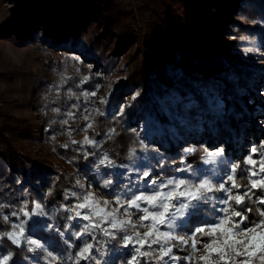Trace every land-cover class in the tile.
<instances>
[{
	"label": "trees",
	"instance_id": "trees-1",
	"mask_svg": "<svg viewBox=\"0 0 264 264\" xmlns=\"http://www.w3.org/2000/svg\"><path fill=\"white\" fill-rule=\"evenodd\" d=\"M2 4L1 0L0 7ZM2 9L1 37L28 41L49 53L76 51L82 57V68L98 70L113 86L91 115L92 127L85 128L86 136L96 141V148L73 143L79 140L67 134L55 132L51 136L55 127L51 114L43 118L40 128L0 111V217H13L11 212L23 205L30 209L36 201L48 213L43 219L54 226L31 231L48 252L25 242L15 245L7 237L0 239V257L12 254L8 264H76L77 252L85 241L91 242L90 236L77 238L74 233L81 225L72 221L73 234L65 232L61 237L55 228L62 231L69 221L72 211L65 208L72 209L75 200L66 193L74 192L76 179L80 182L81 176L95 177L104 193L112 188H104L103 180L115 182L117 168H101L103 175L95 170L103 154L119 165L130 160L131 148L140 152L143 141L149 146L148 155L155 157L150 163L156 169H161L157 165L160 157L151 150H159L164 170L171 157L179 155L180 146L190 144L197 151L187 159L200 164L204 148L222 146L247 126L244 121L249 108L240 99L242 91L253 92L258 81L264 90V0H14L10 15ZM90 75L75 74L74 80H68L71 101L78 103L79 90L101 79ZM155 95L167 103L174 119ZM146 117L171 123L173 136L165 129L164 135L152 139V132L138 130ZM74 123L67 125L73 127ZM22 134L49 141L60 164L46 162L23 149ZM234 156L240 154L234 152ZM238 165L243 164L238 161ZM247 180L238 170L236 183ZM247 206L253 211L245 215L258 222L261 206L255 201ZM207 208L211 211L210 202ZM207 218L201 216L192 224ZM24 227H31V223ZM8 231V220L0 219V233ZM92 237L96 241L94 259L108 264H124L131 259L130 246L124 248L111 240L105 244L107 238L102 233L93 232ZM154 254L138 257L137 264H170L164 259L157 261ZM240 259L237 257V262ZM251 262L264 264L259 253ZM80 264L92 261L81 260Z\"/></svg>",
	"mask_w": 264,
	"mask_h": 264
},
{
	"label": "snow or ice",
	"instance_id": "snow-or-ice-1",
	"mask_svg": "<svg viewBox=\"0 0 264 264\" xmlns=\"http://www.w3.org/2000/svg\"><path fill=\"white\" fill-rule=\"evenodd\" d=\"M84 79L87 80L88 77ZM69 115L74 114L70 113ZM65 123L67 122L65 121ZM91 127L92 125L89 123L87 128ZM73 143L80 142L73 141ZM83 143L95 144L96 141L85 137ZM137 151L138 149L133 147L128 154L133 164H135L134 158L137 157ZM139 151L144 155L139 157L141 164L135 168H131L127 164L117 165L115 160L105 153L98 159L95 170L98 175H103L101 168H125L129 172L136 171V181L145 182L142 187L137 188L130 195L125 193L116 195L113 201H103V207H100L101 202L95 199L94 193L85 192L82 197H79L82 202L72 209L65 208L66 211L74 213L68 219L79 218L86 221L74 235L77 238H82L87 234L91 241H85L79 248L76 264H80L81 260H91L92 264H108L106 260L94 259L96 241L92 237L93 232L102 233L107 238L105 244L111 240L121 247H132L134 254L131 255V259H126L124 264H137L138 257H148L152 252L155 253L154 259L162 261L169 255L173 247L180 245L189 247L193 251H205L206 254L199 257L198 260L192 255L187 257L193 264H200V261L203 264H252L251 258L255 257L257 253H259V259L264 261V140L259 142L258 147L255 145L250 147L249 155L244 158V166L235 162L231 163L220 180H215L206 173H198L193 164L188 162L187 156L197 151L194 147L182 150L184 155L179 161L182 166L177 167L174 174L167 177L164 176L163 171L159 175L154 174L155 166L150 161L155 157L148 155L149 146L143 141L139 143ZM151 151L160 157L157 159V165L163 169L165 161L159 150L152 149ZM224 154V147H217L213 150L204 148L201 160L205 164L216 165L224 157ZM254 156L258 159H253ZM171 163H175V161L173 160ZM238 170L243 176L248 177L247 182L236 183ZM213 171L218 174L217 169H213ZM107 175L110 176L111 172ZM77 183L79 184V181ZM113 184L112 179H105L102 186L109 188ZM257 191L260 193L259 196H256ZM66 195L76 196L77 194L71 192ZM253 197H256V203L261 206L258 222L249 220L245 215V213L253 211L247 206ZM209 202H212L211 211L207 208ZM113 204L115 207L109 211V205ZM217 205L220 207L217 208ZM238 208L240 210H237ZM121 209L127 219L118 218ZM133 210L139 224L133 222ZM10 215L15 217L23 215L27 219L13 224L12 231L0 233V239L7 237L15 245H21L22 240L26 239L30 245H35L38 248L43 247L36 240L25 237L24 227L29 222L31 223L29 231L32 229L44 231L54 227L43 219L47 217L48 213L44 211L42 204L34 202L31 211L27 210V205H23L19 211H13ZM201 216L208 218L193 225L192 221ZM0 219L8 220L9 216H3ZM242 225L243 227H241ZM67 227L71 229L74 225L68 224ZM141 227L148 228V231L142 233ZM16 228H19V232L15 231ZM55 231L61 237L65 235L59 228H55ZM179 231H189V235L186 238L179 235ZM173 241L176 243H172ZM142 249L147 250L142 252ZM48 255L52 256V253L49 252ZM237 257L242 259L237 262ZM11 259V253L3 255L0 264H8Z\"/></svg>",
	"mask_w": 264,
	"mask_h": 264
},
{
	"label": "rangeland",
	"instance_id": "rangeland-1",
	"mask_svg": "<svg viewBox=\"0 0 264 264\" xmlns=\"http://www.w3.org/2000/svg\"><path fill=\"white\" fill-rule=\"evenodd\" d=\"M2 3L0 9H2V7L5 8L10 15L14 6V0H2ZM38 38H40V36H38L37 39ZM80 62H83L82 57H80L79 53L76 51L60 53L54 50L49 53L36 47L31 42L18 41L13 37L0 36V111L3 115L11 116L18 121L27 120L30 125H35L40 128L43 125V118L48 114H51L55 120V127L51 129V136L55 132L60 135L67 134L73 140H79L80 143L84 144V138L87 137L85 128L89 124V119L99 108V103L103 96L107 95L108 92L112 90L113 86L107 82L108 80L106 77L98 70L95 72L89 71V69L86 70L80 66ZM84 63L88 64L85 61ZM90 66L92 65L90 64ZM75 74L81 76H89V74H91L90 76L94 79L96 76H101V79L98 81L96 80L91 87L81 88L79 90L81 100L78 103L71 101V89L68 83V80H74L73 75ZM93 93H95V95H93ZM155 97L160 100L162 98L157 95H155ZM240 99L244 103L245 108L250 109L246 110L247 115L244 121L245 123L247 122V126H243L242 134L234 138L229 137L226 143L224 142L222 143V146H219L224 147L225 152L229 149H227V147H230L231 149H229L230 153H225L224 157L221 158L216 165L205 164L203 161H201L200 164H193V167L197 169L198 173H206L209 177L215 180H220L225 175L228 165L231 163L235 162L238 164V161H241L243 164L241 166H244V158L249 155L250 147L256 145L258 140H264V90L262 82H257V86L253 92L248 93L242 91ZM161 104L164 109L169 112L170 118L174 119V113L167 108V103L161 100ZM70 113L74 115H69ZM65 121L67 123H65ZM68 122L75 123L73 127H70L67 125ZM172 126L171 123L162 124L154 117H146L145 121H142L138 130L141 132H152V139H155L158 135H164L165 129L171 130L170 133L171 136H173ZM21 140L23 149L33 154V156H39L40 158L45 159L46 162L52 164H60L61 159L57 156L56 152L49 144V141L45 138L31 139L27 134H22ZM90 145L96 148V143ZM187 147L194 146L190 144L180 146V152L176 153L179 155L177 157H171L170 162L167 163L166 169L164 170L156 169L154 167V174L159 175L161 171H163L165 177L173 175L174 170L177 167L182 166L179 161L184 155L182 150ZM234 152H237L240 156H238V158L235 157ZM143 155L142 152H137V157L134 158L135 164H133L132 160H127L121 164H127L131 168H135L137 165L141 164L139 157ZM253 159H258V157L254 156ZM173 160L175 163H171ZM213 169H217L218 174L214 173ZM141 170L144 169L141 168ZM122 173L124 175H121ZM136 176V171L129 172L125 168H117V178L108 193H104L98 187V183H95L97 178L81 176V181L79 184L75 182L73 189L77 194L76 196H73L75 200L74 205L82 202L79 197H82L85 192L94 193L95 199L101 202L100 207H103V201H113L116 195H123L125 193L130 195L131 192H135L137 188L142 187L145 183L136 181ZM76 180L78 181V179ZM241 191H243V189H241ZM258 193L259 191H257V194ZM252 201L256 202L255 197H253ZM34 202L32 207L27 209L28 211L33 209ZM114 207V204L109 205V211ZM218 207H220V205H217V208ZM44 211L46 210L44 209ZM73 214L74 213L71 212L70 217ZM118 218L127 219V216L122 209L118 214ZM26 219L27 218L23 215H20L19 217H9L8 222L11 231L13 230V224ZM132 219L133 222L139 224L134 210ZM71 221L78 223L81 226L86 223V221L79 218L75 220L69 219V221L65 223V229H63L62 232L74 233L73 229L67 227ZM30 228L31 227H25V237L38 242V240L32 235L31 231H29ZM15 231L19 232V228H16ZM140 231L143 233L144 231H148V228L141 227ZM257 231H260V229H257ZM178 234L187 238L189 231H179ZM22 242L27 243V240H22ZM172 243L176 242L173 241ZM39 244L43 246L42 248L45 252H48L45 244ZM155 247L156 246L154 245L153 248L155 249ZM145 250L147 249H142V252ZM131 252L133 255L132 247ZM205 254L204 250L193 251L189 247L180 245L178 247H173L164 260L170 262V264H193L192 261L187 259L189 255L194 256L198 260L199 257ZM0 260H2V257H0ZM200 264H203V262L200 261Z\"/></svg>",
	"mask_w": 264,
	"mask_h": 264
}]
</instances>
